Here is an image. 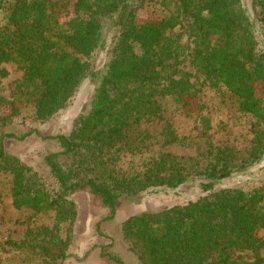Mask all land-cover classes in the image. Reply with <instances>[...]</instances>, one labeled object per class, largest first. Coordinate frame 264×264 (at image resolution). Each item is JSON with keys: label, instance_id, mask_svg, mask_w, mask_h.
<instances>
[{"label": "trees", "instance_id": "16d2710c", "mask_svg": "<svg viewBox=\"0 0 264 264\" xmlns=\"http://www.w3.org/2000/svg\"><path fill=\"white\" fill-rule=\"evenodd\" d=\"M147 3L164 14L140 23ZM252 8L255 19L243 0H0V76L9 75L4 64L22 72L12 99L0 95V206L6 191L26 227L22 239H3L0 215V252L15 253L22 264H66L76 243L72 194L87 191L101 202L95 230L104 236L103 224L116 219L124 200L199 179L207 194L196 201L122 223L137 263L264 264V182L215 190L264 157V0ZM104 52L108 61L88 109L70 134L54 137L59 148L43 159L53 191L5 150L14 136L4 131L26 110L41 124L55 119L96 80ZM187 59L193 74L183 70ZM204 87L252 119L250 145L214 141L212 118L198 103ZM169 104L194 121L197 139L179 134ZM172 146L198 153L165 150ZM109 247L102 257L125 264Z\"/></svg>", "mask_w": 264, "mask_h": 264}, {"label": "rangeland", "instance_id": "374dc122", "mask_svg": "<svg viewBox=\"0 0 264 264\" xmlns=\"http://www.w3.org/2000/svg\"><path fill=\"white\" fill-rule=\"evenodd\" d=\"M76 0H73V3ZM253 0H243L244 7L248 15L255 19V11L252 8ZM140 23L161 17L164 13L161 7L155 3H147L137 13ZM108 55L102 53L97 62V78L95 81H87L83 85L79 95L65 111L55 119L41 124L34 120V111L26 110L21 117L15 120L14 124L7 128L4 133L11 134L13 138L4 140L5 150L18 157L24 164L34 168L44 179L47 186L55 191L57 184L54 177L46 169L43 159L49 153L56 151L58 143L55 136L71 133L75 120L84 113L93 98L94 91L100 81ZM3 69L9 73L8 77L1 78L0 95L11 100L16 82L21 78L22 72L13 64H4ZM183 70L194 73L190 59L183 65ZM199 105L205 107L204 113L212 118L213 139L217 144L230 145L237 148H244L250 145L253 138L251 133L250 117H245L236 113L230 103H226L224 95L219 91L204 87L199 97ZM171 118L175 122V128L182 136L196 138L199 134L194 130L195 123L180 117L176 113V108L167 105ZM0 116H5V111H0ZM34 132L33 135L29 133ZM28 136V137H27ZM197 139V138H196ZM166 151H171L177 155L198 153L196 146L184 149V147H167ZM199 179H191L186 184L176 189L153 188L137 198L124 200L117 211L114 221L103 224L104 236L99 235L95 230V224L99 223L104 214L101 202L87 191H79L70 196L76 204L78 216L74 226L76 243L70 249V257L66 264H111L108 258L102 257V248L109 247V251L118 256L125 264H138L133 255L128 251V247L123 240L122 223L131 216L154 213L177 205H186L196 201L207 194L201 188ZM264 182V157L251 169L246 172L235 174L233 177L221 181L215 190L220 189H245L252 190ZM5 204L0 206V215H4L1 234L3 239L10 238L20 240L26 230L19 221L25 218L19 212L10 209V200L6 196ZM0 264H22L13 252H0Z\"/></svg>", "mask_w": 264, "mask_h": 264}]
</instances>
